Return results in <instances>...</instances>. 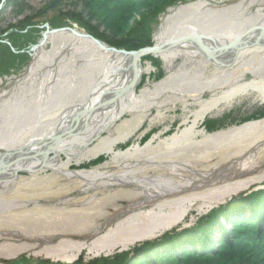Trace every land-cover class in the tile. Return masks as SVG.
<instances>
[{"label": "bare ground", "instance_id": "bare-ground-1", "mask_svg": "<svg viewBox=\"0 0 264 264\" xmlns=\"http://www.w3.org/2000/svg\"><path fill=\"white\" fill-rule=\"evenodd\" d=\"M228 1L191 0L168 10L153 40L163 47L156 58L169 74L139 93L136 86L149 65H140L133 78L130 55L99 47L80 32L46 34L31 51L25 72L0 90V162L15 152H36L43 140L64 131L93 103L109 108L94 113L88 123L82 116L45 161L47 145L37 151L36 159L18 161L0 173V259L12 261L33 252L69 264L83 253L113 256L159 239V234L181 224L196 204L202 213L249 187L246 180L196 192L197 182L182 180L180 174L215 155L221 158L206 170H248L258 159H250V154L264 150V118L211 134L199 128L207 117L221 115L243 97L256 95L264 103V67L259 64L264 65V35L259 36L264 30V0ZM186 37L197 40L171 46ZM250 38L251 45L235 51ZM220 46L227 48L226 56L219 53ZM232 50L236 55L229 63ZM178 60L180 66L172 71ZM249 73L253 79L243 81ZM109 92L119 95L114 99V94L105 95ZM176 105L186 113L185 127L178 133L156 144L150 140L116 149L141 129L152 110L156 115L149 122H159ZM191 105L193 111L188 110ZM104 157L89 170H70ZM79 189L86 191L85 197L71 198ZM23 193L29 197L13 203ZM12 236L19 243L11 242Z\"/></svg>", "mask_w": 264, "mask_h": 264}, {"label": "trees", "instance_id": "trees-1", "mask_svg": "<svg viewBox=\"0 0 264 264\" xmlns=\"http://www.w3.org/2000/svg\"><path fill=\"white\" fill-rule=\"evenodd\" d=\"M0 1L12 4L16 14H22L23 7L18 0ZM49 1L60 3L66 0ZM68 1L72 8L71 18L91 36L116 49L137 51L152 43L153 18L185 0ZM78 9L85 12L87 22L76 14ZM91 21L96 22V27L90 25ZM26 22L31 25L30 28L21 30V25L3 38L0 36V77L11 75L14 68L27 63L30 49L40 37V29L30 21ZM54 22H49L51 29L60 28ZM100 25L104 26L106 32L100 34L96 31ZM0 34L3 35V32ZM207 124V132L222 128L215 123ZM1 263L65 264L33 260L25 255ZM69 264H264V189L232 199L211 210L192 227L172 230L155 241L136 245L129 251L110 257L96 258L87 263H84L83 257H79Z\"/></svg>", "mask_w": 264, "mask_h": 264}, {"label": "rangeland", "instance_id": "rangeland-1", "mask_svg": "<svg viewBox=\"0 0 264 264\" xmlns=\"http://www.w3.org/2000/svg\"><path fill=\"white\" fill-rule=\"evenodd\" d=\"M18 1H19L18 3H20V5H22V7H23L22 8L23 12L21 15L16 14V9L14 8V6L12 4H5L2 1H0V32L1 33L3 32V35L0 34V36H2V38L5 36V34L6 35L9 34L12 31V29L19 28V27H21V25H23L22 26L23 28L22 27L20 28L21 30H24L25 27L30 28L31 25L30 24L27 25L26 21H30L32 25H34V26L36 25L40 29V33H39L40 37L32 47L38 45V43L40 42V40L42 38L43 33L46 31V27H48L50 30H56V29H51V27L49 25V22H51V21H55L54 23H56V24L58 23L60 25V28H58V29L70 28L73 30H77V32H80L82 34L90 35L84 28L79 26L71 18L72 16H70V11L72 8L69 5L68 0H66L65 2H60V3L59 2L55 3L54 1L50 2L49 0H18ZM188 1H191V0H185L182 3H177L174 6L168 7V8H166V10H164V12H160L159 14H157L153 18L154 25L152 26V32H153L152 38H151L152 43L149 47H153L156 45L155 41L153 40L154 36L158 33L159 28H160V24H161V20L164 17V15H166L168 13V10L170 8L177 7L178 5L186 4ZM231 1L232 0H229L228 3H231ZM80 11H81V13H79ZM76 14H80L81 18L82 17L84 18L86 16L85 12L82 11V9H78ZM138 19H139V17L136 18V20H138ZM84 22H87V18L86 19L84 18ZM95 23L96 22L91 21L90 25L92 27H96ZM10 27H11V29L8 30V28H10ZM6 30H8V31L6 33H4ZM104 30H105L104 26L100 25V27L97 28L96 31L101 34V33L106 32ZM91 37H93V36H91ZM94 39H96V38H94ZM96 40H98V39H96ZM98 41H100V40H98ZM100 42L103 43L104 45H106L107 47H111L102 41H100ZM32 47H31L30 52L28 54L29 56H28L27 63H25L23 65L20 64L19 67L14 68V70L12 71L13 73L11 75H9L7 77L6 76L0 77V90L7 89L8 87H10L13 84V81H11V79H13V77H18L19 75L24 73L25 70L28 68V66L31 63L29 60L31 58L30 53L32 51ZM111 48H114V47H111ZM45 49L49 50L50 46L47 45L45 47ZM114 49H116V48H114ZM116 50L117 51H125V52H133V51H126L124 49H116ZM146 64L150 66V71L148 73H144L141 75L140 81H139V83L135 89L136 93H139V91H141L145 88H152L155 84L162 81L169 74V69H167L164 66L163 62L160 59L156 58V55H154V56L150 55V56H145V57L141 58L140 65L144 67ZM180 64H181L180 60L174 62L172 65V71H175L180 66ZM259 64L261 65L262 68L264 67L263 64H261V63H259ZM187 66H189V65H187ZM213 67L214 66L211 63L209 68H213ZM252 79H253V76L249 73V74H246L243 81H249ZM208 96H209V94L206 93L203 95V98L206 99V98H208ZM255 96L241 98L239 100V102L237 104H235L230 110L223 112L221 115H219L217 117L216 116L207 117L200 124L199 128L201 130L205 131L207 134H211L213 132H216L217 130H214V131L210 130L211 132L210 131L207 132L205 130V125H208L207 124L208 122H210V124L215 123L218 127H222L220 129H227V128L232 127V126H239L240 124H243V123H246L249 121L251 122V121H257V120L263 119L264 118V103H260V101L257 100V98H255ZM87 108H89V107H87ZM169 108H171V107H169ZM194 109L195 108L193 105L188 107V110H190V111H193ZM150 113L151 114H150L149 118L147 119L146 122H144L141 129L136 134H134L126 144L117 146L116 147L117 150H124L128 146H132V145L143 146L147 142H149L150 140H153V144H156L158 141L166 139V138L172 136L173 134L178 133L181 129H183L185 127L184 124L182 123V121H183L184 117L186 116V113L184 112L183 107H181L179 105H176L174 108L165 111L163 119L160 120L159 122L157 121V122L150 123L149 121L152 117H154L156 115V111L152 110ZM258 116H259V118H258ZM254 117H256L258 119H255ZM252 118H254V119H252ZM101 136H106V133H103ZM220 158H221V156L215 155V156L211 157V159L209 160L210 162L204 163L203 161H198V162L194 163L188 169L182 170L183 172L180 173L182 180L196 181L197 183L194 186V188H196L198 190L196 192H202L204 190L210 189L211 187H217V186H222L225 184L234 183V182H238V181L244 182L246 180H249L250 185L246 190H244L240 193H237L235 195H231L230 196L231 198L228 199L229 198L228 197L225 200V202L221 205L226 204L227 202H229L232 199L243 196L245 193H248L249 191L255 192V191L259 190V188L264 187V150H263V153H261V154H259L256 151H254L252 154H250V156H249L250 159H254V158H258V159H257V161L254 160V162L252 164L250 163L251 167L248 168V170L238 171V170L234 169L235 167L231 168L230 166L229 167H222V168H212L214 170H211V171L206 170V166H208L210 164H216V162H218L217 160ZM99 159H101V158H99ZM105 159L106 158L104 157L99 162L97 160V163H95L96 161H91L90 163H84L83 165H80L79 167L72 165V166H70V170H76V169L89 170L94 166L102 164L105 161ZM243 160L244 159H242L241 161H243ZM241 161H239V162L241 163ZM93 163H95V164H93ZM206 173L208 176L204 180L203 177L205 176ZM149 175L156 176V175H158V173L157 172H150ZM198 181H201V183H199ZM197 187H200V189H198ZM89 193H90V191H89ZM28 195H29V193H23L22 197L21 198H15L13 200V203L19 202L20 200H26L29 197ZM85 195H86V191L84 192V190L79 189V190H76L75 192L71 193L70 197L71 198H82V197H85ZM25 197H26V199H25ZM38 202H39V204H45L46 203L42 200H40ZM28 203L29 202L26 201V204H28ZM57 203L53 202V204H57ZM120 203L122 204L123 208H125V209L128 208V206L125 205L126 202H120ZM197 205L198 204H196L194 207H192L190 209V211L188 212L184 221L181 224L176 225L167 231H164L162 234H159L158 237H161L162 235H164L166 233H170L172 230L179 231L181 229H186L188 227H192L191 226L192 224L196 223L198 220H200L201 218L206 216L211 210H213V209L210 210V208H209L208 210H205L201 213V212L196 210ZM221 205H219V206H221ZM219 206H217L214 209H217ZM145 207H146V205L143 208H145ZM5 211H8L7 207L1 213L5 212ZM8 227L11 228L10 226H8ZM6 237H4V238H6ZM87 237H89V236H87ZM75 238L76 237H73L72 239H75ZM80 239H83V237H81ZM9 240L11 242H14V243H19L20 239L16 238L15 236H12L11 238H9ZM85 240H87V239H85ZM151 241H152L151 239L145 240V241H142L140 243L135 244L134 246L141 245L145 242H151ZM42 244H43L42 242L39 243L40 246ZM134 246L130 247L129 249H126L123 252L129 251ZM119 253L120 252L117 251L114 254H119ZM22 255H25L26 257H30L33 260H44V261L48 260L50 262L53 260L52 262H56L54 259H47L44 254L34 255L33 252H28V253L26 252V253H23ZM22 255H20V256H22ZM19 257H17V258H19ZM79 257H83L84 263H87L88 261L96 259V258H100V257H86V255L84 253L81 254V256H79ZM102 257H110V256H102ZM9 261H11V260L0 259V264H2L1 262H9Z\"/></svg>", "mask_w": 264, "mask_h": 264}, {"label": "water", "instance_id": "water-1", "mask_svg": "<svg viewBox=\"0 0 264 264\" xmlns=\"http://www.w3.org/2000/svg\"><path fill=\"white\" fill-rule=\"evenodd\" d=\"M62 30H68L70 31L71 33H73L74 35H79L78 32H76L75 30L73 29H70V28H65V29H56V30H49L48 27H46V31L43 33L42 35V38L40 40V42L38 43V45L40 43L43 42V40L45 39V36L46 34L48 33H57L59 31H62ZM263 36L264 35V30H262L260 33H259V36ZM79 36H83V37H86L88 39H90L91 41H93L95 44H97L99 47H104L110 51H114V52H118V53H122V54H127V55H130L132 57V60H131V65H130V68H132V73L134 74V77L135 78V75H136V72L138 70V67L140 66V62H141V58L145 57V56H150V55H157L158 53H160L163 49V47H156V46H153V47H147V48H143V49H139L137 51H133V52H125V51H117L116 49L114 48H111V47H107L106 45H104L103 43H101L100 41L94 39L93 37H91L90 35H87V34H82V35H79ZM208 39V38H206ZM254 38H250L248 39V41L246 42H243L242 45L240 46H236V50H239L241 47L245 46V44H249L251 45L252 41H253ZM195 40L194 37H186V38H183L181 39L180 41H176L174 43L171 44L172 45H177L178 43H182V42H188V41H193ZM197 40V39H196ZM195 40V41H196ZM254 42V41H253ZM37 46H34L32 47V50H35ZM226 49L227 48H222L221 46L219 47L218 51L221 55H224L226 56ZM235 55L236 53L234 52V50H232V52H229V58H228V61L229 63H233L234 59H235ZM131 86V85H130ZM132 88L134 86H131ZM123 93V92H122ZM110 94H114V92H109L108 94H105L106 96H110ZM115 95H119V94H114V99L117 97ZM99 102V101H98ZM98 103H93L92 106H90L89 108H87L82 114L79 113L77 115H75L73 117V121H71V124L64 130L62 131L61 133H56L51 139H45L42 141L43 144H41L40 148L38 150H36V152H32V154L30 155H27V156H24L25 154L21 155L20 152H15L13 153L12 155H8L6 158H7V161L5 163H1L0 162V173H3L5 172L6 169H9L10 165H13L14 163L18 162V161H21V160H25V159H28V160H34L36 159L37 157V154L40 150L44 149L45 146H49V149L44 152V155H43V160L45 161V159H47V157H49V154H51V150L54 149V147L62 140V139H65L67 137H69L73 131H75V129L77 128V125L79 124V121L81 119V117L83 116H86V119H85V122L88 123V121L91 119L92 115H94V113L98 112L99 110L101 109H107L109 107H99L97 105ZM84 122V123H85ZM49 143V144H48ZM46 146V147H47ZM38 151V152H37ZM17 159V160H16ZM264 187L262 188H259L260 189H263ZM251 191H249L248 193H245L244 195L246 194H249ZM231 197H229L228 199H230ZM225 202V201H224ZM223 204V203H222ZM221 205V204H219ZM219 205H216V206H213L211 209H214L216 208L217 206Z\"/></svg>", "mask_w": 264, "mask_h": 264}]
</instances>
